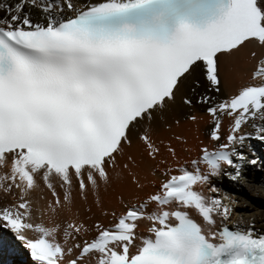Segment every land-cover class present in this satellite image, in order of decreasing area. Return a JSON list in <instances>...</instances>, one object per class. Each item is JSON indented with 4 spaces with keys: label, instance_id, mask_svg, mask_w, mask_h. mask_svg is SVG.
I'll return each mask as SVG.
<instances>
[{
    "label": "snow or ice",
    "instance_id": "6c2138e0",
    "mask_svg": "<svg viewBox=\"0 0 264 264\" xmlns=\"http://www.w3.org/2000/svg\"><path fill=\"white\" fill-rule=\"evenodd\" d=\"M245 50L258 61L249 82L218 100L210 93ZM193 82L209 93L197 103L214 150L186 166L160 130ZM252 139L264 141V0H0V230L33 264H264V233L232 222L235 201L217 187L198 190L224 166L234 181L257 166L238 151ZM125 177L137 195L103 211L110 227L59 219L73 190L100 207V190Z\"/></svg>",
    "mask_w": 264,
    "mask_h": 264
},
{
    "label": "bare ground",
    "instance_id": "6f19581e",
    "mask_svg": "<svg viewBox=\"0 0 264 264\" xmlns=\"http://www.w3.org/2000/svg\"><path fill=\"white\" fill-rule=\"evenodd\" d=\"M7 2L15 3V0H7ZM56 2L61 3L62 0H55V3ZM87 2H94V0H73V3L78 7ZM25 11L29 12L34 18L38 15V10L36 9L26 8ZM257 52L259 55V50H257ZM255 63H258V61L252 58L249 50H245L238 58L226 65L222 79L226 78L227 86L222 84L219 93L210 94L215 96L218 100H223L229 95L236 93L241 85L249 82L250 73L254 71ZM204 94L209 93L202 83L199 88L196 87L195 82L191 84L186 83L181 91L177 93L175 103L165 114L167 124L160 130V135L165 138V142L167 143L171 140L177 148L180 159L185 162L186 166L188 161L197 158L199 155L198 148L205 146L211 148L214 145V142L210 141L206 134L212 126L210 117L206 114L207 105L197 103L200 96ZM185 99L190 100L191 103L185 104ZM190 115H195L197 117L195 123L187 118ZM223 127L226 131L227 121L223 122ZM177 135L181 137L182 141H186V143L181 144L172 140V138ZM254 143L257 145V151H260L261 157L256 155L248 159H256L259 162L257 166L245 163L239 179L234 181L228 174L223 181L211 179L210 184L204 185L198 190L202 191L203 194L207 196L210 195L208 188L211 186L217 187L220 189L221 196L227 195L231 200L235 201L232 205V222L240 223L242 221V226H247L248 223L251 222L256 231L264 233V142L255 141ZM245 153L248 154L249 152L245 150ZM202 170H204L203 167ZM2 171L3 169H0V172ZM57 190L62 199V190L59 188ZM152 190L151 188L148 189V191ZM136 195V190L134 186L128 182L127 177L122 181L114 182L107 190H100L98 193L100 207H97L96 196L89 193L87 201H83L79 197L78 190H73V210L71 216L65 213L62 214L59 219L63 221L65 218H78L77 222H86L87 225V223L91 222L87 220L90 216L92 221L100 222L104 226L109 227L113 223V218L111 216L105 217L102 214L103 211L110 212L111 210H115L117 214H120L121 205L118 203L117 198L123 197V199L127 201L134 199ZM139 195L143 196L144 194L139 193ZM41 196L43 199H39ZM33 199L37 200L39 206L43 209L50 199V194L44 189L41 192L33 193ZM4 203V199L0 197V207H3ZM7 203H11L10 198H8ZM85 209H89V211ZM42 220L46 223L47 217H42ZM1 233L2 231H0V234ZM144 235H147L146 230ZM93 236L94 233H89L88 238L91 239ZM30 238L37 239L39 238V234L30 233ZM13 249L17 250L15 247H13ZM19 252L21 253L20 257L24 258L25 254L21 250H19ZM7 253V250H0V264H7V261H11L10 264H31L27 259L25 262L20 263L17 261L15 255L13 256Z\"/></svg>",
    "mask_w": 264,
    "mask_h": 264
}]
</instances>
